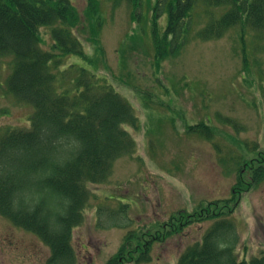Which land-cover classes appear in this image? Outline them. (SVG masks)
Segmentation results:
<instances>
[{"label": "rangeland", "instance_id": "374dc122", "mask_svg": "<svg viewBox=\"0 0 264 264\" xmlns=\"http://www.w3.org/2000/svg\"><path fill=\"white\" fill-rule=\"evenodd\" d=\"M71 2L81 14L88 4ZM97 2L104 22L97 41L101 50L88 43L87 28L75 33L96 73L134 108L139 129L124 126L136 142V155L119 160L105 184L89 186L86 219L73 238L78 264H106L119 257L137 264L128 259L142 249L135 242L127 249L128 236L135 234L141 248L174 228V235L153 245L152 260L140 264H178L212 223L186 226L173 217L228 200L234 189L236 254L240 260L263 256L264 180L257 183L256 170L264 169V39L248 36L246 63L236 32L218 41H192L178 55L156 61L150 15L137 26L126 3L113 9L108 0ZM165 21H160L162 31ZM41 38L49 50V29L41 30ZM67 61L92 68L77 57ZM11 72V60L0 58V133L30 127L32 108L7 94ZM203 125L211 127L212 140L189 133ZM122 206H128V222L118 217L124 216ZM121 248L127 253L119 256ZM49 256L36 236L0 217V264H46Z\"/></svg>", "mask_w": 264, "mask_h": 264}, {"label": "trees", "instance_id": "16d2710c", "mask_svg": "<svg viewBox=\"0 0 264 264\" xmlns=\"http://www.w3.org/2000/svg\"><path fill=\"white\" fill-rule=\"evenodd\" d=\"M108 1L113 9L126 3L137 26L150 15L156 61L178 55L192 41H218L236 32L246 63L248 36L264 39V0ZM103 23L97 0H88L83 14L71 0H0V58L10 59L12 68L6 91L18 105L32 108L28 129L0 133V217L43 243L50 252L46 264L79 263L73 238L86 219L89 186L105 184L119 160L136 155V142L124 128L139 129L134 108L96 73L75 33L87 28L88 43L98 49ZM45 28L52 39L49 50L41 38ZM72 57L84 59L91 70L67 65ZM210 128L196 126L189 133L212 140ZM256 174L259 184L264 169L259 167ZM236 195L234 189L228 200L207 203L191 216L181 212L173 217L186 226L212 223L201 241L181 254L178 264H264V255L240 260L236 254L239 236L231 220ZM127 207L122 206L124 216H118L124 222L129 221ZM175 231L157 233L141 248L135 234L128 236L127 249L135 242L142 250L127 259L149 263L153 245ZM122 253H127L124 248L119 256ZM117 262L125 264L121 257L106 264Z\"/></svg>", "mask_w": 264, "mask_h": 264}]
</instances>
